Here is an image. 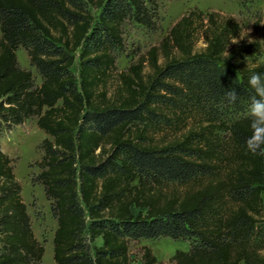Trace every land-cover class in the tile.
Masks as SVG:
<instances>
[{"label":"trees","instance_id":"16d2710c","mask_svg":"<svg viewBox=\"0 0 264 264\" xmlns=\"http://www.w3.org/2000/svg\"><path fill=\"white\" fill-rule=\"evenodd\" d=\"M158 20V0H0V129L34 116L48 136L31 180L56 219L54 264H132L130 241L160 236L189 242L172 264H264V157L243 114L264 11L240 39L233 15L190 8L117 71L124 22ZM12 163L0 148V264H42ZM139 261L162 264L148 245Z\"/></svg>","mask_w":264,"mask_h":264},{"label":"rangeland","instance_id":"374dc122","mask_svg":"<svg viewBox=\"0 0 264 264\" xmlns=\"http://www.w3.org/2000/svg\"><path fill=\"white\" fill-rule=\"evenodd\" d=\"M159 20L155 30L145 29L135 22L125 21L123 24V51L115 54L116 70H125L128 64L137 59V54L144 52L151 45L157 44L168 32L170 26L179 19L187 10L197 7L206 12L215 10L224 14L233 15L241 25V37L250 38L259 36V32L253 30L254 21L264 11V0H158ZM199 45H201L199 43ZM16 57L20 67L30 70L35 83L41 82V77L34 66L30 65L29 57L24 47H18ZM258 62L264 66V53ZM77 58L74 60L73 70L77 73ZM247 113V108L243 111ZM48 137L36 125V117H30L24 122L12 126L2 124L0 129V148L13 159V168L16 178L21 184V194L30 216V223L35 237L42 243L44 254L42 264H54L52 251V237L56 228V219L50 209V201L46 198L43 186L33 183L31 177L38 173L40 168L38 161L42 157L39 147L43 138ZM263 202V218L260 226L264 229V184L261 192ZM260 227L258 229H261ZM95 244L101 243L98 237ZM148 245L158 262L172 264L170 257L176 249L188 250L187 240L173 239L168 236L157 238H139L131 240L129 250L132 256V264H140V247ZM264 252V250H263ZM242 264V263H241Z\"/></svg>","mask_w":264,"mask_h":264},{"label":"clouds","instance_id":"9594fccd","mask_svg":"<svg viewBox=\"0 0 264 264\" xmlns=\"http://www.w3.org/2000/svg\"><path fill=\"white\" fill-rule=\"evenodd\" d=\"M231 43L238 44L239 40L235 39ZM248 85L253 94L247 105L251 134L245 140V149L252 155L264 157V76L253 73L248 78ZM238 98L235 89H228L224 94V99L229 104H235Z\"/></svg>","mask_w":264,"mask_h":264}]
</instances>
